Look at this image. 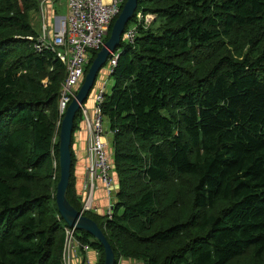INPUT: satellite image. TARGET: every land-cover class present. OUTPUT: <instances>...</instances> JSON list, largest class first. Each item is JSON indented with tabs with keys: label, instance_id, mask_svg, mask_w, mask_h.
<instances>
[{
	"label": "trees",
	"instance_id": "obj_1",
	"mask_svg": "<svg viewBox=\"0 0 264 264\" xmlns=\"http://www.w3.org/2000/svg\"><path fill=\"white\" fill-rule=\"evenodd\" d=\"M39 4L0 0V264H64L56 192L66 70L33 47ZM139 13L156 21L133 44L122 40L102 105L115 205L111 218L85 216L116 264H264V0H139L127 29ZM82 121L80 110L73 146ZM76 181L73 149L67 199L81 211ZM77 238L104 264L95 238Z\"/></svg>",
	"mask_w": 264,
	"mask_h": 264
},
{
	"label": "built area",
	"instance_id": "obj_2",
	"mask_svg": "<svg viewBox=\"0 0 264 264\" xmlns=\"http://www.w3.org/2000/svg\"><path fill=\"white\" fill-rule=\"evenodd\" d=\"M47 1L50 0L40 3L42 31L33 47L37 53H42L43 50L56 53L65 67L66 78L61 86L59 99L60 115L65 116L69 105L77 95V89L85 78L92 52L100 51L105 46L110 28L120 15L125 0H67L68 15L58 19L55 25L49 20ZM153 20L152 15L144 16L139 13L134 25L126 29L123 41L128 45L133 44L138 34L139 24L149 26ZM120 50L113 54L106 65L109 79L117 66ZM108 78L97 80L95 90L97 93L92 108L89 109L84 105L81 109L83 121L79 131L83 132L87 138V165L80 212L85 215L97 211L95 209L96 193L100 183L106 192L108 202L104 216L111 218L116 198V181L113 159L109 153L106 138L109 127L102 108L109 92ZM91 250L89 245L79 242L76 229L64 227V264H95L86 256Z\"/></svg>",
	"mask_w": 264,
	"mask_h": 264
},
{
	"label": "water",
	"instance_id": "obj_3",
	"mask_svg": "<svg viewBox=\"0 0 264 264\" xmlns=\"http://www.w3.org/2000/svg\"><path fill=\"white\" fill-rule=\"evenodd\" d=\"M139 0H127L122 12L115 21L109 40L105 46L97 54L95 60L91 64L84 82L77 89V95L69 105L60 129V181L57 186L56 203L61 219L65 224L79 231H85L95 238L104 248L105 262L104 264H116L114 250L108 242L104 232L99 225L91 218L83 215L76 210L67 199V191L70 185L73 164L72 140L74 137V126L77 113L89 100L98 77L106 67L110 57L120 50L123 35L130 22L132 21ZM112 75L110 76V78Z\"/></svg>",
	"mask_w": 264,
	"mask_h": 264
},
{
	"label": "crops",
	"instance_id": "obj_4",
	"mask_svg": "<svg viewBox=\"0 0 264 264\" xmlns=\"http://www.w3.org/2000/svg\"><path fill=\"white\" fill-rule=\"evenodd\" d=\"M62 1H64V0L47 1L48 2L47 3L48 14H49L48 16H49V20H51V24L55 25L57 23L58 19H62L68 15V1L66 0L65 8L67 11V15L63 16V17L56 16V11L58 10V12H60V10L62 8L61 7ZM32 20H33L32 24L34 25V28L37 27V29L41 33V31H42V16H41L40 8H39V11H37L33 15ZM38 27H40V28H38ZM51 30H52V26H51L50 31ZM100 75H101V78H100L101 80L106 79V77L108 78V75L106 72H104L103 74H100ZM108 80H109V78H108ZM112 85H111L110 89L112 88ZM110 89H109V91H110ZM87 104L90 108H92L93 103L91 100H89ZM106 138H107V143L110 146H112V134L108 131H107V137ZM86 139H87L86 135L81 131H77V133L75 134L74 153H75V158H76V175H77L76 188H77L78 196L80 197V200L84 196V191H85L84 187H85V183H86V165H87V152H86L87 141H86ZM112 157H113V155H112ZM106 207H107V204L105 201V192L103 191L102 187H100L96 193L95 209L97 211H94L93 213H98L97 215L100 214V216H104V211H105ZM91 252H94V254H92ZM80 253L82 254V252H80ZM86 256H88V258L94 263H97L100 260V254L93 249L90 252H88ZM125 264H140V263L134 262V261H128Z\"/></svg>",
	"mask_w": 264,
	"mask_h": 264
},
{
	"label": "rangeland",
	"instance_id": "obj_5",
	"mask_svg": "<svg viewBox=\"0 0 264 264\" xmlns=\"http://www.w3.org/2000/svg\"><path fill=\"white\" fill-rule=\"evenodd\" d=\"M42 1H44V0H40V3L42 2ZM40 5V4H39ZM65 5H66V0H64V1H62V5H61V10H60V12H58V10L56 11V16H60V17H63V16H66L67 15V11H66V8H65ZM37 11H39V8H37L36 9ZM37 11H34L32 14H31V22L33 23V20H32V17H33V15L37 12ZM153 16V15H152ZM154 17V16H153ZM156 21V19L155 20H153V22H155ZM157 24H156V26H158V25H160V23L161 22H156ZM38 28H40V27H38ZM35 30H36V32L39 34L40 33V31L37 29V27H35ZM107 70H106V67L103 69V71L101 72V74H103L104 72H106ZM101 75H99V77H98V80L100 81L101 79ZM85 79V78H84ZM83 82H84V80H83ZM113 82V80H111V79H109L108 80V85H109V89H110V87H111V85L113 84L112 83ZM95 90H96V86H95V88H94V90H93V92H92V94H91V96H90V98H89V100H91L92 101V103H93V101L95 102V97H96V93H95ZM95 95V96H94ZM88 100V101H89ZM88 101H87V103H88ZM85 104L89 109H90V107L88 106V104ZM82 126V125H81ZM108 150H109V153L111 154V156L113 155V147L112 146H110V145H108ZM112 159H113V157H112ZM98 185H99V188L100 187H102L101 185H100V183H98ZM168 188V187H167ZM103 189V188H102ZM103 191L105 192V190L103 189ZM115 193H116V190H115ZM116 199V198H115ZM105 201H106V204H108V202H107V199H106V192H105ZM185 204H186V201H185ZM185 204L184 203H182L181 204V209L183 210L186 206H185ZM107 208V207H106ZM106 208H105V211H106ZM105 211H104V213H105ZM92 254H94V252H91ZM247 256H249L250 257V255L248 254ZM128 261H134V262H139V261H135V260H128V259H121L120 260V262H119V264H125L126 262H128ZM140 264H142L141 262H139Z\"/></svg>",
	"mask_w": 264,
	"mask_h": 264
},
{
	"label": "bare ground",
	"instance_id": "obj_6",
	"mask_svg": "<svg viewBox=\"0 0 264 264\" xmlns=\"http://www.w3.org/2000/svg\"><path fill=\"white\" fill-rule=\"evenodd\" d=\"M139 26H140V24H139Z\"/></svg>",
	"mask_w": 264,
	"mask_h": 264
}]
</instances>
